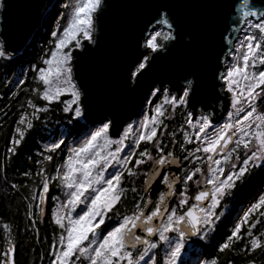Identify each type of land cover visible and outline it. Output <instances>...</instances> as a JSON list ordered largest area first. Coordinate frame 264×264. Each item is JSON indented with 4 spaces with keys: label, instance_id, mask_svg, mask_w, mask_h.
Here are the masks:
<instances>
[{
    "label": "snow or ice",
    "instance_id": "obj_1",
    "mask_svg": "<svg viewBox=\"0 0 264 264\" xmlns=\"http://www.w3.org/2000/svg\"><path fill=\"white\" fill-rule=\"evenodd\" d=\"M102 4L103 0H75L62 31L57 26L50 32L55 38L54 47L42 60V66H33L34 78L41 87L33 88L32 92L47 104L60 101L62 111L71 113L76 120L82 117L83 110L81 92L72 75L70 49H80L82 40L94 43L96 17ZM3 7L4 2L0 0V10ZM232 11V25L223 37L229 46L221 61L225 70L217 77L222 82L221 87H226L231 94L232 110L227 112L228 119L223 124H214L211 114H202L193 123L196 118L193 113H188L185 122L196 130L191 135L183 131V142L179 147L185 153L182 160L191 163V168L186 163L177 167L175 173L170 171L172 166L181 164V157L167 149L160 139L165 133H158V129L162 125L166 127L161 119L165 116L161 103L152 108L150 118L145 117L140 122L141 130L128 145L125 140L133 124L126 125L121 136L114 140L110 137L111 121H105L90 130V134L83 133L82 142L74 140L76 146H67L66 157L55 167L54 173H47L42 162L37 160V164H41L35 173L39 181L30 194L35 205H27L31 226H36L32 219L34 215L45 214L44 205L53 182L64 195L62 202L57 203L58 198L54 199L50 212L58 233L49 246V264H218L215 256L207 259L198 256L194 261L182 257L214 229L220 219L217 209L222 207L221 201L230 194L237 181L242 182L252 168L264 167V112L257 110V101L264 103V67H261L264 66V0H260L259 7L256 0H235ZM240 24L248 29V34L233 45ZM148 27L150 30L142 44L146 51L134 63L130 79L143 76L151 66L152 54L166 47L163 42L175 39L173 23L165 11L158 12V18ZM7 55L6 48L0 45V58ZM192 83L191 79L186 80L181 93L176 96L166 87L153 89L150 95L162 94L164 103L173 108L177 104L183 106L187 104ZM64 94L70 95V100H61ZM27 107L32 109L31 118L27 112L20 115L15 136L9 141L11 146L6 149L8 154H16L26 131L34 126L32 121L39 119L38 113L48 110L32 99L27 100ZM169 135L175 137V133ZM66 137L67 133L53 137L45 150L52 153L61 149ZM169 142L177 143L174 138ZM185 143L195 144V147L185 148ZM113 145L115 148L111 150ZM125 147L128 150L121 155ZM241 149L244 158L237 167L231 161L233 154L240 160ZM197 153H203L204 158ZM42 155L44 161L53 160L50 154ZM200 164H206V171ZM228 164L230 168L225 172ZM145 165L148 166L146 170ZM110 167L113 171L109 173ZM138 176L143 177L139 189L129 183ZM189 182L196 185L194 195L189 194ZM126 184L129 185L127 188ZM11 187L16 189L17 185ZM129 191L133 193V206L122 213L118 209ZM34 206L37 213L31 211ZM261 218H264V194L234 223L230 234L219 245V251L231 249L241 240H246L241 251L264 250V229L253 232ZM3 232L7 247L0 252V264H16V245L7 223L3 225ZM161 251L163 257L157 259Z\"/></svg>",
    "mask_w": 264,
    "mask_h": 264
},
{
    "label": "water",
    "instance_id": "obj_2",
    "mask_svg": "<svg viewBox=\"0 0 264 264\" xmlns=\"http://www.w3.org/2000/svg\"><path fill=\"white\" fill-rule=\"evenodd\" d=\"M55 1L3 0L0 43L10 57L26 49ZM234 3L235 0H103L96 17L94 43L82 40V47L72 50V75L81 92L85 124L98 126L111 121L110 137L117 139L126 125L141 117L153 89L166 87L176 96L188 79L193 83L185 110L193 113L194 121L202 114H211L214 124L221 123L230 108V93L221 87L217 77L225 70L221 61L229 46L223 37L233 22ZM256 3L259 7L260 0ZM160 11L168 13L175 39L163 42L166 47L152 54L151 66L143 76L130 79L134 63L146 51L142 44L150 30L148 26ZM244 27L240 24L237 28L233 45ZM171 150L175 153L174 147ZM177 167L182 163L170 171L175 173ZM152 196L155 198V191ZM49 197L50 193L42 219L47 214Z\"/></svg>",
    "mask_w": 264,
    "mask_h": 264
},
{
    "label": "trees",
    "instance_id": "obj_3",
    "mask_svg": "<svg viewBox=\"0 0 264 264\" xmlns=\"http://www.w3.org/2000/svg\"><path fill=\"white\" fill-rule=\"evenodd\" d=\"M68 1L56 0L53 3L49 10L50 13L51 10L54 11V19L62 16ZM50 13L48 12L47 16ZM42 24L24 51L17 56L0 58V252L7 247L3 239V225L7 223L11 228V239L16 245L17 264H49V246L58 233L56 225L50 219L51 197L59 193L55 187V182L51 185L45 218L42 219L41 216L34 215L32 219H35L36 226L33 228L27 215L28 203L35 205V202L30 199V194L39 181V177L35 173L41 164H37V160L42 162L47 173H54L55 167L66 157L67 140L82 137L88 129V126L80 118L76 120L72 118L71 113H64L62 111L63 104L60 101L47 104L32 92L33 88L41 87L34 78L33 66H42V60L46 58L49 50L54 46V38L50 36L52 26L45 29L43 22ZM20 80H23L24 83H19ZM28 99H32L40 107L46 106L48 110L38 113L39 119L32 121L33 128L26 131L24 139L16 148V154L11 155L7 153L6 149L11 146L9 141L11 137L15 136V128L18 126L20 115L27 112L31 118L32 109L27 107ZM61 100H67V98L63 96ZM157 103L164 104L165 108V116L161 119H163L166 127L162 125L158 129V133L163 131L165 135L160 139L164 141L167 149L171 150L174 147L175 154L181 157L182 167L187 163L188 167L191 168V163L182 160L185 153H182L179 147L180 142H183V131H187L191 135L196 130L190 128L185 122L188 119L185 105L177 104L173 108L170 104L164 103L162 94H157L150 100L147 117H151V110ZM257 104L259 109L264 112V103L258 100ZM61 133H67L61 149L52 153L47 152L45 145L50 143L53 137L60 136ZM169 133H175V137H171ZM173 138L177 143L169 142ZM143 146L142 144L141 147ZM188 147H195V144L188 145L185 143V148ZM42 153L52 155L53 160L51 162L44 161ZM197 155L201 156L202 159L204 158L203 153H197ZM6 156L7 159H5ZM240 157V160H236L235 154H233L231 163L237 164V167L242 164L244 158L242 149L240 150ZM143 167L146 170L148 166ZM200 167L206 171V164H200ZM229 168L230 164L225 165V172ZM25 172H28L29 175L25 176ZM142 178L139 176L138 181L132 179L129 183L139 189ZM12 184L17 185L16 189L11 187ZM189 185V194L194 195L196 185H193L192 182H189ZM128 186V184L125 185L126 188ZM261 194H264V167H254L245 174L242 182L237 181L230 194L221 201L222 207L217 209L220 219L206 239L194 245L191 258L196 259L200 256L207 259L215 256L218 257V264H229V262L231 264H249L250 261L253 264H264V250L257 249L252 252L240 250L246 240L234 243L231 249L219 251V245L230 234L234 223ZM132 206L133 193L129 191L127 198L121 203L118 210L122 213L127 212L132 209ZM31 211L33 213L38 212L35 206ZM261 229H264V218H261V223L257 225L256 229H253V232L256 233ZM245 230L246 226L242 227V233ZM162 257L163 252L161 251L158 253L157 259Z\"/></svg>",
    "mask_w": 264,
    "mask_h": 264
},
{
    "label": "rangeland",
    "instance_id": "obj_4",
    "mask_svg": "<svg viewBox=\"0 0 264 264\" xmlns=\"http://www.w3.org/2000/svg\"><path fill=\"white\" fill-rule=\"evenodd\" d=\"M75 4V0H69L68 1V3L67 4H65V7H66V9H65V12L62 14V16L59 18V17H57V18H55L54 19V11H52L51 10V13H50V10H48V12L50 13L49 14V16H47V14H48V12H47V14L45 15V17H44V20H43V23H44V28L45 29H47L49 26H52V30H54V29H56L57 28V26H59V31H62V28H63V26L66 24V20H67V17H68V15L70 14V10H71V7L73 6ZM43 25V24H42ZM166 31V30H165ZM246 34H248V29L246 28V27H244L243 28V32H242V34L240 35V37L238 38V40H242L243 39V36L244 35H246ZM32 39V38H31ZM55 39V38H54ZM30 42V41H29ZM54 42V41H53ZM237 43V42H236ZM29 44V43H28ZM0 45H1V43H0ZM54 47V46H53ZM74 48H71L70 50L72 51ZM241 51H243V49H241ZM8 57H10L9 55H7ZM63 96H65L66 98H67V100H70V95H68V94H64V95H62L61 97H63ZM156 95H151V97H150V99H149V101H148V103H147V105H146V107H145V109H144V111H143V113H142V115H141V117L140 118H138V119H136L135 120V122L134 123H131V124H133V128H132V130L128 133V138L125 140V145H128L130 142H134L133 141V137H134V135L137 133V132H139L141 129H140V122L145 118V117H147V112H148V106H149V103H150V100L152 99V98H154ZM171 99V97H169V100ZM200 118V117H199ZM198 118V119H199ZM82 121H83V115H82V117L80 118ZM197 119V120H198ZM196 121H194L193 123H195ZM85 123V122H84ZM100 125H98V126H88V129L86 130V132L88 133V134H90V130H95L97 127H99ZM125 129V128H124ZM85 132V133H86ZM123 132H124V130H123ZM122 132V133H123ZM121 133V134H122ZM121 136V135H120ZM85 137H84V135L82 136V137H80V138H78V139H75V140H77V142H82L83 141V139H84ZM118 139V138H117ZM115 140V139H114ZM73 141L74 140H72L71 138L70 139H68L67 140V146H76V144H74L73 143ZM114 148H115V145H113V148L111 149V150H114ZM127 147H125V149H124V151L121 153V155H123V154H125L126 152H127ZM66 154H67V149H66ZM109 173L110 172H112L113 171V168H109L108 170H107ZM135 180L136 181H138L139 180V176L137 177V178H135ZM56 187V186H55ZM57 189H58V191H59V193H58V195H55V196H52L51 197V201H52V207L54 206V204H53V201H54V199L55 198H58V199H56V202L57 203H59V202H62L63 201V199H64V195H63V193L61 192V189L59 188V187H56ZM193 249H194V245H193ZM194 250H192V251H188L187 252V254L185 255V256H183L182 257V259H187V260H191V261H194L195 259H192L191 258V256H192V252H193Z\"/></svg>",
    "mask_w": 264,
    "mask_h": 264
},
{
    "label": "built area",
    "instance_id": "obj_5",
    "mask_svg": "<svg viewBox=\"0 0 264 264\" xmlns=\"http://www.w3.org/2000/svg\"><path fill=\"white\" fill-rule=\"evenodd\" d=\"M230 95H231V94H230ZM230 110H232L231 107L229 108V111H230ZM257 110L260 111V112H262V111L259 109L258 104H257ZM227 119H228V117H227V115H226L225 119H224L221 123H219V124H223ZM210 134H211V132H210Z\"/></svg>",
    "mask_w": 264,
    "mask_h": 264
}]
</instances>
